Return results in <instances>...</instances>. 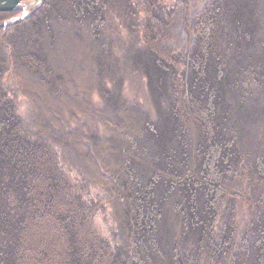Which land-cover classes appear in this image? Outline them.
Wrapping results in <instances>:
<instances>
[{"label": "trees", "instance_id": "trees-1", "mask_svg": "<svg viewBox=\"0 0 264 264\" xmlns=\"http://www.w3.org/2000/svg\"><path fill=\"white\" fill-rule=\"evenodd\" d=\"M263 183L264 0H45L0 25V264H264V217L250 260L240 236Z\"/></svg>", "mask_w": 264, "mask_h": 264}, {"label": "rangeland", "instance_id": "rangeland-1", "mask_svg": "<svg viewBox=\"0 0 264 264\" xmlns=\"http://www.w3.org/2000/svg\"><path fill=\"white\" fill-rule=\"evenodd\" d=\"M19 11V12H18ZM20 11L17 10V13L14 14H0V25L7 26L13 22L14 17L20 14ZM19 20V19H18ZM17 21V20H16ZM171 46L178 49L183 54H186L188 50H190L193 44L196 43V37L191 34L187 24L185 23L183 17V8L179 4L177 6V11L175 14L174 22H173V33L170 39ZM18 106L21 112L27 113L29 102L24 96H19L17 98ZM79 125L82 127H87L89 132L100 134L103 132V128L101 125L92 117L86 114H80L78 118ZM264 185V183H263ZM257 185L254 186L255 189L251 191V202L253 205L245 210L241 211V219L243 220V225L241 228V239L243 241V249L247 253L248 259L250 260V256L254 252L255 244L258 240V227L261 223L262 218L264 217V186ZM102 210L99 213L97 218V226L101 228V230L107 232L109 231L111 225V217L108 212Z\"/></svg>", "mask_w": 264, "mask_h": 264}, {"label": "water", "instance_id": "water-1", "mask_svg": "<svg viewBox=\"0 0 264 264\" xmlns=\"http://www.w3.org/2000/svg\"><path fill=\"white\" fill-rule=\"evenodd\" d=\"M45 0H0V11H20V14L14 17V20L10 22H15L18 19H23L27 17L32 8L43 4Z\"/></svg>", "mask_w": 264, "mask_h": 264}]
</instances>
